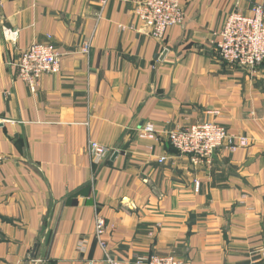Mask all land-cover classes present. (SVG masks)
Returning a JSON list of instances; mask_svg holds the SVG:
<instances>
[{
    "label": "crops",
    "instance_id": "0c3cea01",
    "mask_svg": "<svg viewBox=\"0 0 264 264\" xmlns=\"http://www.w3.org/2000/svg\"><path fill=\"white\" fill-rule=\"evenodd\" d=\"M135 1L0 0V264H134L150 252L264 264V62L230 65L214 46L230 11L264 0H181L183 22L161 39ZM48 35L60 70L31 90L16 61ZM202 121L247 143L194 164L166 133ZM146 122L155 139L137 136ZM89 140L107 157L92 162Z\"/></svg>",
    "mask_w": 264,
    "mask_h": 264
},
{
    "label": "built area",
    "instance_id": "2783aa9c",
    "mask_svg": "<svg viewBox=\"0 0 264 264\" xmlns=\"http://www.w3.org/2000/svg\"><path fill=\"white\" fill-rule=\"evenodd\" d=\"M107 0H101L104 5ZM134 17L142 24V29L152 38L161 39L167 28L181 24L184 12L181 0H137L133 7ZM5 38L14 40L16 32L9 28L3 29ZM215 49L221 61L253 70L264 62V6L253 4L248 13L238 7L230 11L219 31V39ZM89 41H83L78 49L87 53ZM61 54L52 43L50 36L42 42H32L24 48L16 61L17 77L33 90L43 75L57 74L60 70ZM7 121L0 117V123ZM160 130L150 122L142 124L137 130V136L155 139ZM163 132V131H162ZM166 140L169 145L182 155L190 157L194 164H210L216 149L221 146L230 150L245 145L247 138L233 136L226 128L216 122L202 121L177 127L167 131ZM87 152L92 162L97 163L107 157L110 150L103 144L89 140ZM5 157L0 153V166ZM165 156L158 157L159 162ZM197 190L199 182L194 181ZM95 236L100 237L106 228L105 220L95 215ZM100 245L104 244L99 240ZM86 248V241L82 239L77 245L79 252ZM264 251V237L262 242ZM116 264V263H113ZM134 264H183L172 254L147 253L135 258Z\"/></svg>",
    "mask_w": 264,
    "mask_h": 264
}]
</instances>
